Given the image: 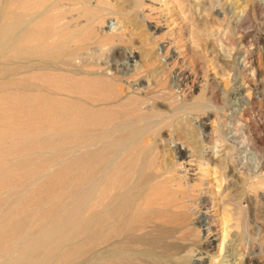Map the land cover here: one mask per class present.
Instances as JSON below:
<instances>
[{
    "label": "rangeland",
    "instance_id": "rangeland-1",
    "mask_svg": "<svg viewBox=\"0 0 264 264\" xmlns=\"http://www.w3.org/2000/svg\"><path fill=\"white\" fill-rule=\"evenodd\" d=\"M46 1L58 8L54 7L52 13L60 14L61 24L67 25L63 27L79 29L80 38L84 37L70 43L75 49L67 66H61L60 72L44 70V79H34L32 84L35 81L46 92H67L88 104L91 101L93 106L105 101L99 100V92L107 85L123 99H133L131 109L125 107L127 112L136 113L142 107L156 116L153 122L141 123L145 128L139 144L132 145L133 151L129 148L124 156L129 162L152 160L151 169L146 171L156 172L159 181L174 179L165 190H176L163 191L166 198L176 199L174 203L177 198L180 201L176 205L171 202L164 209L166 214L185 209L188 218L193 216L187 218L190 229L184 228L182 233L177 228L182 225L175 218L172 222L176 229L172 222V227L165 223L173 229L176 244L183 241L184 251L172 250L162 256L163 263L200 264L204 259L201 264H264V0H99L102 4L96 0ZM84 3L107 5L106 10L101 7L99 16H93L94 22L92 17L84 16ZM6 61L0 49V66L6 73L3 76L12 78L17 75L18 64ZM14 85L21 87V83ZM9 94L0 92V121L6 119L5 123L10 116L7 126L13 124L12 120L22 126L26 120L29 124L25 107L9 106V100L2 99ZM88 94H93L91 99ZM113 107L120 111V107ZM26 114L29 117H24ZM34 114L38 122V112ZM199 121L206 124L200 126ZM136 146L139 150L145 148L144 153ZM0 150L2 154L4 150ZM13 152H8L9 161L7 153L6 157L5 152L0 155V160L4 157L0 175L8 174V170L10 174L18 172L10 169ZM170 208L171 214L167 213ZM196 210L202 211L209 222L204 233L191 227ZM175 230L180 235L189 232L185 235L189 236L180 237L179 232L174 236ZM172 236L166 241L173 240ZM171 240L167 242L175 244ZM143 259L153 263L150 256ZM143 259L141 263L147 264Z\"/></svg>",
    "mask_w": 264,
    "mask_h": 264
},
{
    "label": "bare ground",
    "instance_id": "bare-ground-1",
    "mask_svg": "<svg viewBox=\"0 0 264 264\" xmlns=\"http://www.w3.org/2000/svg\"><path fill=\"white\" fill-rule=\"evenodd\" d=\"M45 1L0 0V49L6 54L5 63L18 64L17 75L12 78L3 76L6 73L0 66V92H12L6 97L2 95V99L9 100V106L25 107L23 111L30 115L29 124L24 118L29 117L28 114L22 115L25 126L19 124L18 117L19 123L12 120L13 124L5 125L10 116L5 123V117L2 118L6 127L0 126V149L4 150V156L7 153L8 161V152H15L10 169L18 171L10 174L11 170L7 169L8 174L0 175V264H128L148 256L153 260L152 264H164L161 259L165 254L176 249L184 251L183 241L178 246L171 234L173 229L167 227H172V223L174 227L172 221L175 218L176 223L182 225H176L182 233L190 229L188 219L193 216L188 218L185 209L179 212L178 208V214L169 213L172 208L167 209L171 215L165 213L166 207L176 200L165 197L166 192L176 190H165L166 184L174 179L165 182V178L164 183L157 180L160 177L156 172H147L153 164L152 158L151 161L132 159L129 162L124 156L132 145L139 144L145 123L153 122L156 116L142 107H138L136 113L133 110V114L127 112L125 107L129 105L130 108L133 99H123L107 85L106 92L102 89L103 92H99L102 96L98 98L105 101L93 106L91 101L88 104L67 92H46L35 81L32 84L34 79H44V70L60 72L61 66L68 65L75 49L71 46L72 40L80 38L79 29L63 27L66 24H61L60 14L52 13L55 5L51 4V8ZM96 2L102 4V1ZM100 4L96 7L85 5L83 10L81 8L84 16L96 21L94 15L100 14L102 8L106 10L107 3L104 7ZM16 83H21V87H16ZM55 89L60 91L58 87ZM96 96L93 98L98 102ZM113 106L120 107V111ZM37 112L38 122L34 116ZM199 124L204 126L206 123L199 121ZM25 141L28 144H24ZM15 145L22 149H10ZM143 149L138 150L143 152ZM132 155H129L130 159ZM182 156L186 157L184 153ZM2 158L0 163H3ZM124 168L125 172H122ZM49 169H53L52 172ZM102 173H105L103 178ZM194 216L191 227L208 231L205 214L196 210ZM165 223L171 225L166 227ZM178 230L174 231V236ZM185 233L181 235L186 237L189 232ZM178 234L181 237L180 232ZM170 236L175 244L168 243L171 239L166 241ZM144 246L155 251L141 249Z\"/></svg>",
    "mask_w": 264,
    "mask_h": 264
}]
</instances>
